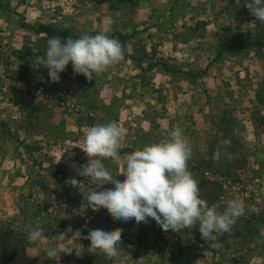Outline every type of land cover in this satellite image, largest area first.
Wrapping results in <instances>:
<instances>
[{
  "label": "crops",
  "instance_id": "crops-1",
  "mask_svg": "<svg viewBox=\"0 0 264 264\" xmlns=\"http://www.w3.org/2000/svg\"><path fill=\"white\" fill-rule=\"evenodd\" d=\"M249 2L74 0L62 11L55 0H0V39L5 47L20 50L28 37L36 39L34 27L53 25L75 36L103 32L118 40L124 56L119 64L91 81L79 74L92 87L85 96L91 97L94 124L118 122L128 141L121 155L143 150L181 128L192 150L188 170L206 202L213 198L220 203L222 187L210 185L206 176L227 169L220 161L222 152L220 163L212 157L221 141H229L230 120L237 117L242 127L254 128L247 134L235 129L232 141L251 136L264 142V125L247 124L249 112L264 104V23L250 14ZM168 22L175 24L172 31ZM66 69L73 71L71 62ZM108 162L107 167L117 166ZM108 171L125 179L123 168ZM241 223L251 228L247 236L255 244L256 221L242 216L236 224Z\"/></svg>",
  "mask_w": 264,
  "mask_h": 264
},
{
  "label": "rangeland",
  "instance_id": "rangeland-1",
  "mask_svg": "<svg viewBox=\"0 0 264 264\" xmlns=\"http://www.w3.org/2000/svg\"><path fill=\"white\" fill-rule=\"evenodd\" d=\"M73 1L55 0L54 6L65 11L67 7L71 8ZM116 1L133 3L135 0ZM168 24V30L172 31L175 24ZM70 34L75 39L82 36ZM44 35H37L33 41L28 37L25 46L36 50L38 39ZM13 50L5 47L0 39V232L12 229L19 238L24 237L23 246L29 264H264V243L254 240L252 245L247 236L251 234V228L246 229L242 223L235 224L231 232L218 237L216 246L212 247L202 240L198 224L177 232H165L151 218L147 223L137 225L134 219L128 222L114 220L106 209L99 212L91 208L80 209L84 196L95 187L72 167L73 164L82 166L88 162L80 147L87 130L95 126L93 111L89 108L91 97H86L92 87L87 80L68 69L60 73L58 83H53L48 69L39 66L38 59L19 62L12 55ZM7 68L23 71V79L8 80L5 77ZM15 86L24 93L20 105L13 103L12 88ZM260 105L249 112L247 124L257 121L260 127L264 125V104ZM240 120L237 117L230 120L233 123L230 126L234 127L229 126L227 132L230 145L221 147L220 160L227 169L218 171L221 173L214 178L218 181V176H222L226 182L239 184L242 191L233 186L236 194L228 195L224 200L218 197L220 203L211 198L208 205H215L218 211L223 212L229 200L239 197L245 204L243 217H250L251 211L243 199V188L264 175V142L256 143L251 136L243 137L242 141L241 138L232 141L230 134L235 129L245 134L254 129L247 128L246 123H242V127ZM123 144L128 146L126 137ZM103 163L107 169L118 167H107L108 160ZM72 178L80 183L72 186L68 183ZM206 179L214 185L207 176ZM217 183L221 189L220 182ZM104 188H114V185L108 184ZM200 198L207 199L201 189ZM74 209L80 211L77 213ZM254 220V232L256 230L259 234L264 226ZM69 227L73 231L80 229L81 239H71L69 234V238L58 240L57 235ZM36 228L43 229V237L38 243H29L27 233ZM92 229L122 230L116 258L109 259L102 252L89 251L91 242L83 237ZM188 235H193L194 239ZM58 245L69 248L71 254L50 260L45 249Z\"/></svg>",
  "mask_w": 264,
  "mask_h": 264
},
{
  "label": "clouds",
  "instance_id": "clouds-1",
  "mask_svg": "<svg viewBox=\"0 0 264 264\" xmlns=\"http://www.w3.org/2000/svg\"><path fill=\"white\" fill-rule=\"evenodd\" d=\"M246 7L256 21L264 23V0H251ZM47 45L46 54L39 57L37 63L48 69L53 83L60 81V73L66 71L70 62L75 74H82L91 81L94 75L107 71L124 58L120 42L103 32L83 34L78 39L67 38L66 42L53 36ZM123 141L124 132L116 121L87 130L80 149L88 162L72 167L95 187L84 196L80 209L91 208L96 212L106 209L114 220L128 222L134 219L137 225L147 223L151 218L165 232H177L198 224L202 240L212 247L216 246L218 237L231 232L237 220L245 215V204L239 197L229 200L223 212L215 205L209 207L200 198L198 182L187 167L192 150L181 128H174L166 138L146 145L143 150L121 155L119 150L124 146ZM223 145H230V141L224 140L217 145L212 157L215 162H219ZM104 160L123 168L121 175L125 179L114 178ZM68 183L75 186L80 182L72 178ZM108 184L114 188H104ZM80 209L73 211L78 213ZM69 234L76 240L82 236L80 229L73 231L69 227L58 234L57 239L63 241ZM42 237L43 229L36 228L28 231L26 239L29 243H38ZM83 238L91 242L90 252L99 251L113 259L119 254L122 230L92 229ZM258 242L264 243V227L259 231ZM63 254H71V250L59 245L45 249L50 260Z\"/></svg>",
  "mask_w": 264,
  "mask_h": 264
},
{
  "label": "trees",
  "instance_id": "trees-1",
  "mask_svg": "<svg viewBox=\"0 0 264 264\" xmlns=\"http://www.w3.org/2000/svg\"><path fill=\"white\" fill-rule=\"evenodd\" d=\"M34 31L36 35H45L38 39L36 50L31 46L13 50L12 55L16 57L17 61H28L33 57L44 56L48 46L47 42L53 36L60 37L62 42H66L67 38L75 39L68 30H60L50 25H40ZM119 38L122 40L123 37L120 36ZM23 75L24 73L21 70L8 68L5 70V77L14 82L22 80ZM12 93L13 103L15 105L22 104L24 93L19 91L16 86L12 88ZM15 233L12 229H8L5 233L0 232V264H29V260L25 256V247L23 246L24 237L19 238Z\"/></svg>",
  "mask_w": 264,
  "mask_h": 264
},
{
  "label": "built area",
  "instance_id": "built-area-1",
  "mask_svg": "<svg viewBox=\"0 0 264 264\" xmlns=\"http://www.w3.org/2000/svg\"><path fill=\"white\" fill-rule=\"evenodd\" d=\"M218 177V181H215V178L211 176H208V179L212 183L220 182L222 187V200H224L228 195L236 194L234 189L237 191H242L239 184H235L232 181L226 182V178L222 176ZM233 186L234 189L232 188ZM243 196V199L245 202H247L253 218L261 222V224L264 226V175L255 178L247 186H244Z\"/></svg>",
  "mask_w": 264,
  "mask_h": 264
}]
</instances>
